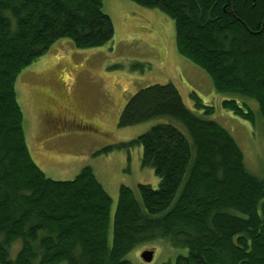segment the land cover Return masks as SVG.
<instances>
[{"label":"trees","instance_id":"obj_1","mask_svg":"<svg viewBox=\"0 0 264 264\" xmlns=\"http://www.w3.org/2000/svg\"><path fill=\"white\" fill-rule=\"evenodd\" d=\"M130 1L173 21L178 54L264 140V0ZM102 2L0 0V264H132L130 252L161 240L186 251L173 264H264V169L250 172L194 92L196 112L172 83L126 101L119 128L157 123L116 147H140L158 185L120 186L114 208L90 167L56 181L32 159L16 80L58 39L80 50L109 44L114 30Z\"/></svg>","mask_w":264,"mask_h":264},{"label":"rangeland","instance_id":"obj_2","mask_svg":"<svg viewBox=\"0 0 264 264\" xmlns=\"http://www.w3.org/2000/svg\"><path fill=\"white\" fill-rule=\"evenodd\" d=\"M102 11L113 25L109 44L80 50L69 39H58L16 80L26 144L43 173L66 181L90 167L110 196L112 208L122 185L133 190L138 184L156 188L158 179L152 169L141 165V148L116 146L145 133L157 120L123 128L117 123L126 101L136 92L152 84L172 83L189 109L195 111L191 92L212 107L208 118L235 139L250 172L261 174L262 133L223 109L221 102L227 97L215 92L204 71L178 54L173 21L130 0H103ZM250 106L257 111L254 102ZM60 118L70 124L55 125ZM145 250L153 251L149 264H173L186 253L161 240L138 246L127 259L148 264L140 258Z\"/></svg>","mask_w":264,"mask_h":264},{"label":"water","instance_id":"obj_3","mask_svg":"<svg viewBox=\"0 0 264 264\" xmlns=\"http://www.w3.org/2000/svg\"><path fill=\"white\" fill-rule=\"evenodd\" d=\"M140 258L145 262V263H150L153 259V251L151 250H145L141 252Z\"/></svg>","mask_w":264,"mask_h":264},{"label":"flooded vegetation","instance_id":"obj_4","mask_svg":"<svg viewBox=\"0 0 264 264\" xmlns=\"http://www.w3.org/2000/svg\"><path fill=\"white\" fill-rule=\"evenodd\" d=\"M61 120H56L55 125L59 124L61 128H64L65 126H67V124H70L69 122H67L65 119L63 120L62 118H60ZM72 124V123H71ZM75 125V123L73 124ZM149 264V263H148Z\"/></svg>","mask_w":264,"mask_h":264}]
</instances>
